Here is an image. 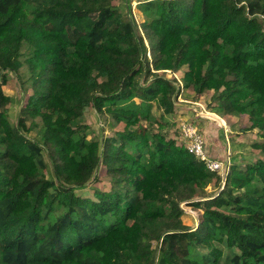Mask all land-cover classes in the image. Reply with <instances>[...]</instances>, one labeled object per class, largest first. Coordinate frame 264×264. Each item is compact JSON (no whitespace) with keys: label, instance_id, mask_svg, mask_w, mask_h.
I'll list each match as a JSON object with an SVG mask.
<instances>
[{"label":"trees","instance_id":"obj_1","mask_svg":"<svg viewBox=\"0 0 264 264\" xmlns=\"http://www.w3.org/2000/svg\"><path fill=\"white\" fill-rule=\"evenodd\" d=\"M117 1L0 0V264H264V159L223 178L164 133L179 94L212 90L264 139V0H135L140 25Z\"/></svg>","mask_w":264,"mask_h":264},{"label":"rangeland","instance_id":"obj_2","mask_svg":"<svg viewBox=\"0 0 264 264\" xmlns=\"http://www.w3.org/2000/svg\"><path fill=\"white\" fill-rule=\"evenodd\" d=\"M120 4V0L117 1ZM122 6V4H121ZM121 8V7H120ZM124 9V7L122 8ZM121 9V10H122ZM125 10V9H124ZM133 15L136 19L138 25L144 19V14L138 11L137 1H132ZM262 18V16H260ZM264 18V16H263ZM168 77L172 74L170 70L166 72ZM180 78L182 71L175 73ZM7 82L1 86L2 91L5 95L10 96V101L7 103V107L10 111L11 119H15L18 114V109L24 102V95L22 93V88L17 75L13 72H9L7 76ZM179 85L184 84L179 81ZM185 93H190L186 90ZM192 95V93H191ZM213 91L208 90L202 95H197L192 100L184 98L179 94L176 98V108L175 113L170 116L169 124L165 126L164 133L169 137H176L179 139L181 134L182 123L189 122L195 124L200 131L205 136L204 125L210 123L211 129H215L221 136V145L224 146L225 158L223 160L229 159L230 165L232 159L235 158L241 167H245L246 164L253 162L257 159H264V149L260 147H255L253 144L256 142H263L264 139L260 137L258 129H251V120L248 115H233L226 117L212 111V105L214 101L212 100ZM155 117L160 115L161 111L154 108ZM223 119L220 120V119ZM84 121L89 125L90 137H97L103 128L105 134L109 133V129L105 122V118L98 115L94 108L88 107L84 112ZM149 125V122H147ZM151 129H157L158 124L152 123ZM154 129V130H155ZM36 132L32 133L35 136ZM179 141V140H178ZM45 158L49 163V171H52L51 160L48 157V152H44ZM93 187L106 190L109 187V183L105 178L97 180L92 187H88L80 193L88 195L93 192ZM208 193L213 194L216 191L213 185L207 188ZM182 208L185 210L182 214L183 221L189 226H196L199 220V212L192 207H190L186 202L181 203ZM156 245V242H154Z\"/></svg>","mask_w":264,"mask_h":264},{"label":"built area","instance_id":"obj_3","mask_svg":"<svg viewBox=\"0 0 264 264\" xmlns=\"http://www.w3.org/2000/svg\"><path fill=\"white\" fill-rule=\"evenodd\" d=\"M179 79L180 84L182 81ZM182 87L183 85H179ZM220 120L223 121L221 118ZM181 138L186 145L188 151L199 157L206 164L210 171L220 173L225 178L230 166L229 159H217L209 156L205 150V137L200 129L193 123L185 122L181 125Z\"/></svg>","mask_w":264,"mask_h":264},{"label":"crops","instance_id":"obj_4","mask_svg":"<svg viewBox=\"0 0 264 264\" xmlns=\"http://www.w3.org/2000/svg\"><path fill=\"white\" fill-rule=\"evenodd\" d=\"M210 123L204 125L205 131V150L207 154L213 158L224 159L226 152H224V146L221 145V136L215 130L211 129Z\"/></svg>","mask_w":264,"mask_h":264}]
</instances>
